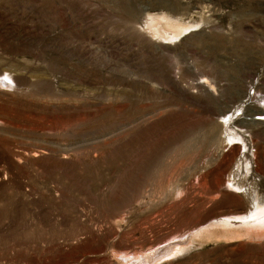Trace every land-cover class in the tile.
Instances as JSON below:
<instances>
[{
    "label": "rangeland",
    "instance_id": "rangeland-1",
    "mask_svg": "<svg viewBox=\"0 0 264 264\" xmlns=\"http://www.w3.org/2000/svg\"><path fill=\"white\" fill-rule=\"evenodd\" d=\"M260 210L264 0H0V264H264Z\"/></svg>",
    "mask_w": 264,
    "mask_h": 264
},
{
    "label": "bare ground",
    "instance_id": "bare-ground-1",
    "mask_svg": "<svg viewBox=\"0 0 264 264\" xmlns=\"http://www.w3.org/2000/svg\"><path fill=\"white\" fill-rule=\"evenodd\" d=\"M263 214H264V211H259L256 215H255V217H261V216H263ZM258 231H260V233H262V234H264V227H262V228H260V230H258ZM251 233V232H250ZM259 233V232H258ZM262 234H259V235H262ZM250 235V234H249ZM252 235V234H251ZM258 235V236H259ZM257 236V235H256ZM236 237H239V235H237Z\"/></svg>",
    "mask_w": 264,
    "mask_h": 264
}]
</instances>
